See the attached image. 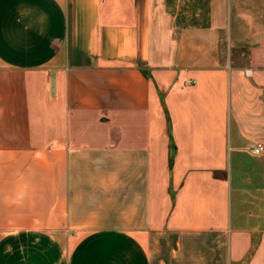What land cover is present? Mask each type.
<instances>
[{
    "label": "crops",
    "instance_id": "0c3cea01",
    "mask_svg": "<svg viewBox=\"0 0 264 264\" xmlns=\"http://www.w3.org/2000/svg\"><path fill=\"white\" fill-rule=\"evenodd\" d=\"M172 1L0 0V264H264V35Z\"/></svg>",
    "mask_w": 264,
    "mask_h": 264
},
{
    "label": "rangeland",
    "instance_id": "374dc122",
    "mask_svg": "<svg viewBox=\"0 0 264 264\" xmlns=\"http://www.w3.org/2000/svg\"><path fill=\"white\" fill-rule=\"evenodd\" d=\"M171 4L176 5L177 0ZM179 5L185 24H202L206 21L205 13L193 18L197 8L205 10L206 0H181ZM230 6L236 35H264V0H231Z\"/></svg>",
    "mask_w": 264,
    "mask_h": 264
},
{
    "label": "built area",
    "instance_id": "2783aa9c",
    "mask_svg": "<svg viewBox=\"0 0 264 264\" xmlns=\"http://www.w3.org/2000/svg\"><path fill=\"white\" fill-rule=\"evenodd\" d=\"M250 151L253 153V154H261L263 151H264V147L260 144L254 146V147H251L250 148Z\"/></svg>",
    "mask_w": 264,
    "mask_h": 264
}]
</instances>
